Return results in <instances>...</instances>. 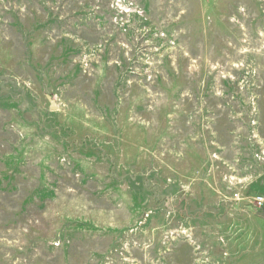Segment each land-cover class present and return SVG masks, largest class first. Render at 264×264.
<instances>
[{"label":"rangeland","instance_id":"rangeland-1","mask_svg":"<svg viewBox=\"0 0 264 264\" xmlns=\"http://www.w3.org/2000/svg\"><path fill=\"white\" fill-rule=\"evenodd\" d=\"M258 197L264 0H0V264H235Z\"/></svg>","mask_w":264,"mask_h":264},{"label":"crops","instance_id":"crops-1","mask_svg":"<svg viewBox=\"0 0 264 264\" xmlns=\"http://www.w3.org/2000/svg\"><path fill=\"white\" fill-rule=\"evenodd\" d=\"M204 191L211 193L209 189H207L206 191V187L204 188ZM238 204H240V207L244 206L242 208V212L247 211V215L239 216L238 224L236 225H234L233 221L230 218H221L219 221H216V217H213L210 219L211 222L209 223H207L208 219L204 220L206 225H208L207 230L209 233L208 235L210 236L209 240L216 239L214 226H217L220 229L218 235L222 236L223 239L220 240L221 238H218L217 246L220 249L216 251H218L219 253L227 251L231 257L233 256L236 258L232 260L235 261V264H238V262L240 261V256L244 254V250H246V253H248V255H250V253L254 255L255 248H264V211L256 213L252 211L253 209H251L254 208L255 210H261L264 206L259 209L255 205H253L252 202L249 200H245ZM250 214L260 215L253 216ZM233 226H235L236 230H233ZM193 230V236L196 239V228H193ZM251 230L254 231V237L250 232ZM203 236V240L207 241V236H205V232L203 233ZM220 241L223 242L226 247H222L223 244Z\"/></svg>","mask_w":264,"mask_h":264},{"label":"built area","instance_id":"built-area-1","mask_svg":"<svg viewBox=\"0 0 264 264\" xmlns=\"http://www.w3.org/2000/svg\"><path fill=\"white\" fill-rule=\"evenodd\" d=\"M236 198L238 199L239 196L236 195ZM256 204H257V208L261 209L264 206V198L263 197H258L256 198Z\"/></svg>","mask_w":264,"mask_h":264},{"label":"water","instance_id":"water-1","mask_svg":"<svg viewBox=\"0 0 264 264\" xmlns=\"http://www.w3.org/2000/svg\"><path fill=\"white\" fill-rule=\"evenodd\" d=\"M50 103H51V110H55L57 108V104L54 100H52L51 97H48Z\"/></svg>","mask_w":264,"mask_h":264}]
</instances>
